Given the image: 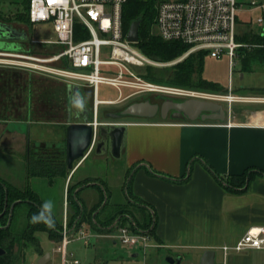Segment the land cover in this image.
I'll list each match as a JSON object with an SVG mask.
<instances>
[{
    "label": "crops",
    "instance_id": "0c3cea01",
    "mask_svg": "<svg viewBox=\"0 0 264 264\" xmlns=\"http://www.w3.org/2000/svg\"><path fill=\"white\" fill-rule=\"evenodd\" d=\"M51 35L50 39L40 43L46 48V56L57 54V45L50 43L55 40L54 31ZM28 40L7 41L15 44L18 50H7L10 45L7 44L0 51L34 54L35 51L25 49L22 44ZM58 81L67 88L68 123L72 97L82 100L87 96L86 92L93 93V89ZM69 86L72 87L70 94ZM28 121L29 118L21 123H11L24 125ZM122 123L127 125V141L119 161L125 162L126 181L128 183L132 178L131 195L136 203L147 206V211L156 219L155 230L152 233L146 231L153 242L149 249L166 250L167 259H174V263H178L179 257L181 262L190 257L200 264L204 252L214 250L217 252L216 264H264V250L231 251L224 259L221 249L224 245H234L249 228L264 226V176H256L241 192L230 191L226 183L229 177L251 169L264 171V109L235 112L232 108L224 122L135 119ZM9 124L5 125L7 132L21 136L29 134L22 130L9 131ZM98 138L97 135L92 150ZM63 141L59 139L56 143ZM90 153L81 163L75 164L74 171L69 170L68 183L90 158ZM106 154H110L109 151L97 156ZM215 174L223 177L224 182H220ZM90 176L92 174H87L79 180ZM101 190L104 191L94 185L76 189L86 210L100 203ZM67 192L66 206L69 207ZM91 194L95 196L93 199L88 198ZM121 197L124 201L117 200L115 204L128 201L127 187ZM138 218L141 219L139 215ZM130 254L133 258L139 257L138 252Z\"/></svg>",
    "mask_w": 264,
    "mask_h": 264
},
{
    "label": "rangeland",
    "instance_id": "374dc122",
    "mask_svg": "<svg viewBox=\"0 0 264 264\" xmlns=\"http://www.w3.org/2000/svg\"><path fill=\"white\" fill-rule=\"evenodd\" d=\"M241 2L246 4L247 1L241 0ZM26 3H28V0H0V13L3 17L24 13V4ZM259 15L260 13L258 11H244L239 13V19L243 26L242 28L249 25L256 32L260 30L262 32L264 28L256 24V19ZM14 18L15 17H13V20L9 22V24H12L16 29L28 34L29 40L22 43L24 48L35 51V53L31 55L46 56V48L43 47L44 44L40 43H44L45 40L52 37V25H34L31 21L20 22L14 20ZM0 22L2 21L0 20ZM242 28H240V30ZM156 30V27L152 28L154 34L157 33ZM47 47L52 48L50 45ZM60 48L61 47L57 46V52L61 50ZM106 56H108V49L104 48L103 58H106ZM164 67L159 66L157 68ZM132 69L139 72L141 75L144 74L146 70L144 67H132ZM28 71L31 70L24 67L0 63V177L21 189H25L28 184H30L32 190L37 193L43 204L51 202V215L57 220L59 225V229L57 230L58 235H61V232L64 230L66 219L70 236L77 228H80L85 223L86 232L92 234L91 240L88 242L82 236H77L68 246L69 253H72L73 257L80 261V264H178L168 262L166 250L152 248L142 251L138 247L124 246L120 242V231L122 229L132 230L138 227L134 218L129 216V214L122 215L116 212L114 214V220H111L109 225H98L95 231L89 226L88 219L83 223H79L77 228L75 227L76 223L78 221L80 222L82 218L78 216L75 219V212H73L70 207L66 206V192L68 187L75 186L87 179L84 186L94 185L100 186L104 190H109V192L113 194L110 204H115L117 200H122L124 198L121 197V195L128 184L126 181L128 173H125V162L123 159L121 161L114 160L110 154L97 156L95 149H93L90 153V158L75 174L72 181L68 183L70 171L67 173L68 175L66 177L60 175L59 166L62 165L63 162L57 157L59 154L55 149H51V152L47 151L49 150L47 149L48 145H55L59 139H64L65 141L64 126L61 124L67 122L68 103L66 85L36 70H32L31 73ZM203 77L210 82L218 84L223 88V91L215 93L199 89H188L206 94V96H201L196 99L219 102L223 104L227 112H230L232 108L235 112H241L244 109L252 111L264 109V103H252L248 101L250 98H264V68H259L254 72H245L243 71L242 63L236 60L235 66L230 70L227 57L217 59L206 56ZM229 89H231V91ZM129 93L130 92L125 91L124 97ZM86 94L90 104L89 107L93 109L94 114V94L90 91H87ZM158 94L165 95L161 93L149 95L152 97L151 99L153 102L157 101L156 95ZM217 96L235 97L236 100L228 102L217 98ZM99 97L100 99L116 98L117 100L119 99L118 90L110 85L101 84ZM129 101L130 100H126L119 104L100 105L97 109L99 122L122 123L134 121V118L117 120L107 117V113L122 110L124 104H127ZM28 118L29 125L25 123L21 125L19 129L23 132L28 131L29 134L21 136V134L16 132H7L6 124H12L11 122L21 123ZM156 119L159 120V118ZM166 121H170V119ZM72 122H75V118L72 119ZM9 128L11 129L13 127ZM36 147L42 149L40 151L41 153H39L40 162H42V164L35 165L32 163L30 166L32 169L31 171L39 175L29 178L26 164L27 155L29 151L33 152ZM43 166H45L44 170L49 171L51 175L49 178L42 177L44 174ZM87 174H92V176L83 181L79 180ZM230 182L234 185L238 183L233 180ZM94 197V194L88 196L89 199H93ZM95 208L96 206L94 208H88L87 214L92 215ZM137 230H139V228H137ZM71 237L73 238V236ZM37 238L44 254L47 252L52 254L54 249L58 246V244L52 241L46 233H37ZM130 252H138L139 257L133 258ZM54 256L55 257H53L49 263L47 261L45 264H53V262L60 261V255L55 254ZM40 257H42V255L40 256L35 253L27 252V258H20L15 264H38V259H40ZM180 264L199 263L190 257H186Z\"/></svg>",
    "mask_w": 264,
    "mask_h": 264
},
{
    "label": "built area",
    "instance_id": "2783aa9c",
    "mask_svg": "<svg viewBox=\"0 0 264 264\" xmlns=\"http://www.w3.org/2000/svg\"><path fill=\"white\" fill-rule=\"evenodd\" d=\"M156 0L154 27L164 41H176L188 45L189 50L180 58L160 63L145 55L129 42L124 31L123 9L129 0H30L29 18L31 23L50 24L55 40L50 42L61 47L56 55L36 56L27 53L0 51V63L36 70L41 74L56 77L57 80L93 89L95 112L91 125L94 127L93 145L97 138V109L102 104H114L117 100H101V84L118 90L119 99L125 91L127 97L138 94L161 93L170 96L198 98L206 94L185 88L164 86L146 80L132 67L171 66L196 51H207L208 56L221 59L227 57L230 70L239 60V50L246 44L238 41L239 13L258 11L256 24L264 28V0ZM108 56L103 58V49ZM57 63V64H55ZM231 91V89H229ZM222 100L235 97H221ZM252 103H264V98H250ZM83 224L71 236L67 219L58 246L51 254L60 255V261L53 264H80L69 253L71 241L82 236L89 241L92 234L86 232ZM120 242L124 246L138 247L146 251L152 246L147 232L130 229L120 231ZM224 259L231 251L241 253L249 250H264V226L249 228L234 244L221 247ZM48 261V263H49ZM47 263V264H48Z\"/></svg>",
    "mask_w": 264,
    "mask_h": 264
},
{
    "label": "trees",
    "instance_id": "16d2710c",
    "mask_svg": "<svg viewBox=\"0 0 264 264\" xmlns=\"http://www.w3.org/2000/svg\"><path fill=\"white\" fill-rule=\"evenodd\" d=\"M29 4L30 0L24 4V13L8 17H3L0 13V20L3 23H9L15 17L14 20L30 22ZM155 18L156 0H129L123 9L124 31L128 32L131 24L134 21H139L140 41L137 46L145 55L161 63L172 62L182 57L190 47L176 41H164L158 34H154L152 28L155 24ZM242 27L240 22L238 41L246 44V46L239 50V61L242 63L243 71L254 72L259 68H264V30L256 32L249 25L245 28ZM240 28L242 29L240 30ZM206 56H208L207 51H196L169 67H147L142 76L146 80L156 84H164L177 88L199 89L206 92H221L223 88L203 77ZM225 90L228 91L227 89ZM47 149H49L47 150L48 152H51V149L57 151V143L55 145H48ZM58 154L57 157L63 162L59 166L60 175L66 177L69 170L65 159V147L60 149V153ZM30 156V159L26 161L29 178L39 175L31 171L30 166L32 163L35 165L42 164L39 152H36V149L30 153ZM44 169L45 166H43ZM43 172L42 177L49 178L51 176L49 171L44 170ZM258 175L264 176V171L251 169L241 175L229 177L226 179V183H228L230 191L241 192L244 186ZM215 176L220 182H224L223 177L217 174ZM232 180L238 183L234 185L230 182ZM86 182L87 179L75 186L68 187V206L74 210L75 219L78 216L82 218L80 222L76 223V228L79 226V223H83L88 219L90 227L95 231L98 225H109L111 220H114V214L119 212L122 215L129 214V216L133 217L138 226L137 228L141 231L152 233L155 230L156 219H154V216L147 211V206L136 203L134 197L131 195L130 186L132 178L127 184L128 201L125 204H110L111 193L109 190H101V201L94 209L92 215L87 214V210L79 196L80 192L76 191L79 186H84ZM230 185L239 189H234ZM43 206L44 204L37 193L32 190L30 184L25 189H21L0 177V249L5 251L3 255H0V264H15L20 258L26 259L27 252L43 256L44 251L38 241L37 233L48 234L50 239L56 243L60 241L61 235L57 233L59 225L52 215L54 227H48L43 221L32 222L33 216H39L42 212L47 217L48 213ZM95 212L97 213L93 218ZM138 215L141 219L138 218ZM137 228L132 230L139 232L140 230H137Z\"/></svg>",
    "mask_w": 264,
    "mask_h": 264
},
{
    "label": "water",
    "instance_id": "95a60500",
    "mask_svg": "<svg viewBox=\"0 0 264 264\" xmlns=\"http://www.w3.org/2000/svg\"><path fill=\"white\" fill-rule=\"evenodd\" d=\"M140 22L134 21L128 32L127 39L129 42L138 43L140 41ZM28 35L24 32H20L15 29L11 24L0 23V50L4 49L7 44V50L17 51L13 43H7V41H19L26 40ZM243 77V75H242ZM72 87H68V93L70 94ZM75 92L79 90L74 87ZM160 109L162 120L168 119V113L170 110H175L170 118L174 121L182 122H195V121H218L224 122L229 112H227L223 104L216 101H208L196 98L189 99H170L164 102L160 108L158 104H152L149 100L145 102H136L120 112L113 113L110 116L114 119L123 118H138V119H154ZM71 115L69 111L70 122ZM92 120H87L83 123H69L65 132V159L67 168L70 171L75 170V164L81 163L88 157L92 150L94 127L91 125ZM19 124H10L9 131L20 130ZM27 132V131H26ZM25 132V133H26ZM101 140L97 143V155H101L109 151L110 155L117 160L122 158L123 150L126 147L127 141V125L125 123H117L113 125H103L99 127L98 134ZM5 251L0 249V255H3ZM51 254L45 253L38 260V264H45L50 260ZM217 252L214 250L205 251L200 264H216ZM168 262L174 263V259H167ZM178 263L181 262V258H177Z\"/></svg>",
    "mask_w": 264,
    "mask_h": 264
},
{
    "label": "flooded vegetation",
    "instance_id": "af4514ba",
    "mask_svg": "<svg viewBox=\"0 0 264 264\" xmlns=\"http://www.w3.org/2000/svg\"><path fill=\"white\" fill-rule=\"evenodd\" d=\"M151 94H154V93H149L148 95H145V94H138V95H135L133 97H121L120 99H118V101L114 104H119V103H123L124 101L126 100H130L127 104H124V108L125 109L127 106L133 104V103H136V102H145V101H150L152 104H158L161 108L162 104L164 102H166L167 100H170V99H175V100H179V99H189V98H180V97H174V96H165V95H156V100L155 102L152 101V97H150L149 95ZM78 97L77 96H73L72 99H71V108H70V115H71V120L70 122H66V123H63L61 125H63V130H64V133L66 132V128L68 126L69 123H83L87 120H91L93 118V109L90 108V104H89V101L87 99V97L83 98L82 99V103H83V107H77L75 105V100L77 99ZM122 109V110H123ZM121 111V110H120ZM120 111H116V112H113V113H117V112H120ZM113 113H107V117H109L110 119H114L112 118L110 115L113 114ZM175 113V110H170L169 113H168V119H171L170 116ZM75 118V122H72V119ZM159 118V119H162L161 118V114H160V109H159V112L157 114V116L154 118ZM69 119V117H68ZM123 119H126V118H123ZM134 119H138V118H134ZM98 120H99V117H98ZM117 120H120V119H117ZM113 124H117V123H113V122H101V126L103 125H113ZM62 129V128H61ZM101 140V137L98 138V141ZM97 141V143H98ZM65 142H66V138H65V141H63L62 143L58 144L57 145V153H60V149H63L65 147ZM64 144V145H63ZM97 149V144L95 146V153H96V150ZM36 152H40V148L39 147H36ZM30 151L28 152V155H27V159L29 160L30 159ZM58 156V155H57Z\"/></svg>",
    "mask_w": 264,
    "mask_h": 264
},
{
    "label": "clouds",
    "instance_id": "9594fccd",
    "mask_svg": "<svg viewBox=\"0 0 264 264\" xmlns=\"http://www.w3.org/2000/svg\"><path fill=\"white\" fill-rule=\"evenodd\" d=\"M75 105L77 107H81V108L83 107L82 100L79 97L75 100ZM43 207L48 213L47 217H45V214L42 212L39 216L34 215L32 218V222L37 223L43 221L44 223H46L48 227H54L55 226L54 220L51 217V209H52L51 202L45 203Z\"/></svg>",
    "mask_w": 264,
    "mask_h": 264
},
{
    "label": "bare ground",
    "instance_id": "6f19581e",
    "mask_svg": "<svg viewBox=\"0 0 264 264\" xmlns=\"http://www.w3.org/2000/svg\"><path fill=\"white\" fill-rule=\"evenodd\" d=\"M232 101H234V99H230V98L228 99V102H232Z\"/></svg>",
    "mask_w": 264,
    "mask_h": 264
}]
</instances>
